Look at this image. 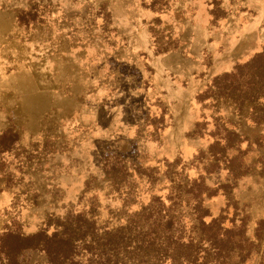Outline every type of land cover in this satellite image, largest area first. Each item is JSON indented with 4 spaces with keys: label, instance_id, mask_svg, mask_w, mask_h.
<instances>
[{
    "label": "rangeland",
    "instance_id": "rangeland-1",
    "mask_svg": "<svg viewBox=\"0 0 264 264\" xmlns=\"http://www.w3.org/2000/svg\"><path fill=\"white\" fill-rule=\"evenodd\" d=\"M263 51L264 0H0V264L8 231H115L150 205L198 241L199 201L210 264H264Z\"/></svg>",
    "mask_w": 264,
    "mask_h": 264
},
{
    "label": "trees",
    "instance_id": "trees-1",
    "mask_svg": "<svg viewBox=\"0 0 264 264\" xmlns=\"http://www.w3.org/2000/svg\"><path fill=\"white\" fill-rule=\"evenodd\" d=\"M259 57H264V51ZM149 208L148 224L134 222L137 224L135 227L130 223L115 231L99 233L95 223L83 214L62 222L51 234L47 230L29 235L8 231L5 243L11 238L14 242L5 252V264L18 263L20 252L28 249L43 251L52 264H75L77 256L87 257L90 264H210L220 260L225 249L219 244L223 241L221 221L212 218L207 222L205 217L209 211L201 201L197 208L202 210V214L197 218L209 230L201 232L198 241L194 238L188 241L176 239L173 217H153L155 212L151 205ZM132 230L137 231L134 236L130 233Z\"/></svg>",
    "mask_w": 264,
    "mask_h": 264
}]
</instances>
